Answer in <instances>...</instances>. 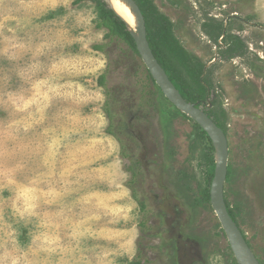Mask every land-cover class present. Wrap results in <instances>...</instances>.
Returning a JSON list of instances; mask_svg holds the SVG:
<instances>
[{"label":"rangeland","instance_id":"obj_1","mask_svg":"<svg viewBox=\"0 0 264 264\" xmlns=\"http://www.w3.org/2000/svg\"><path fill=\"white\" fill-rule=\"evenodd\" d=\"M149 1L205 66V94L180 67L183 85L226 135L225 207L264 264V0ZM99 17L92 0H0V264H239L208 198L214 147L159 91L155 155L145 110L122 102L144 65L120 59Z\"/></svg>","mask_w":264,"mask_h":264},{"label":"trees","instance_id":"obj_2","mask_svg":"<svg viewBox=\"0 0 264 264\" xmlns=\"http://www.w3.org/2000/svg\"><path fill=\"white\" fill-rule=\"evenodd\" d=\"M92 1L100 11V17L96 24V28L98 30L106 31V37L109 39V42L121 45L123 47L120 50V59L131 60L132 58L139 57L135 40L133 39V37H131L126 23L114 13V11L104 0ZM134 1L144 17L147 42L154 58L163 69L175 89L183 97V99L186 102L193 104L199 108L200 106L199 104H197V101L200 100L198 99L200 97H197L195 94L188 93L187 89L184 88L180 67L186 70V72L193 78L196 83L200 82L204 85V88L202 87V90L205 94L207 88L209 89L211 87L210 81H208L205 77V66L198 61H193L188 53L180 46L177 40L173 37L172 22L165 15L159 12L156 6L151 3V1ZM243 48L244 46L240 45L237 49L233 50L229 58L233 59L236 57H241L243 55ZM92 49L98 52H103L105 50V45H94ZM115 64L117 65L118 62H116ZM128 67L129 68L127 69V75L129 77H133L136 88L135 90L130 89V91L128 88H124L126 92L129 91V93L133 96L129 95V97L122 102L127 103L129 101V108L133 107L135 109L145 110V113L141 116H138V119L145 120V122L150 124V126L152 127V121H157V119H159V113L157 110V98L158 92L160 90L152 80L149 72L145 67L144 69H142L141 67L136 69V67H133L131 65ZM106 77V74H102L99 76L98 83L100 86H105ZM105 94L107 96V100L104 105V111L109 120V128L107 129V131H109L108 133L110 135L114 136L118 141H120L117 132L112 129H116L119 124L120 125L118 126V130L125 128L124 125L121 126L120 120H117L122 115V111L124 110L114 112V109L118 108L119 104L122 103L119 101V99L111 97V94L108 90L105 91ZM130 99H133V102H131ZM206 114L211 118V115L208 112H206ZM138 119L136 118V120ZM213 122H215V124L219 128H221L215 120H213ZM200 131L201 134L210 141L211 149L213 150L212 142L209 137L203 130L200 129ZM155 141L157 152L159 155H161L162 148L160 135H155ZM209 167L210 171L208 173L207 179L208 191L210 189L215 172V160L213 154L210 159ZM209 196L210 195L208 193V198ZM136 199L138 200V198ZM136 199L134 197V200L137 202L139 208L143 210V203H141V201L139 200L138 202ZM142 228L144 227L142 226Z\"/></svg>","mask_w":264,"mask_h":264},{"label":"water","instance_id":"obj_3","mask_svg":"<svg viewBox=\"0 0 264 264\" xmlns=\"http://www.w3.org/2000/svg\"><path fill=\"white\" fill-rule=\"evenodd\" d=\"M126 1L132 7V11L137 17V26L135 27V29L131 30L129 27L128 29L130 31L131 37H133V39L135 40L136 49L144 67L149 72L152 80L164 95V97L175 108L191 118L200 127V129L206 133L213 144L216 156L214 178L210 186V203L223 231L225 232L231 250L235 254V257L237 258L239 264L242 255L241 251L244 250L247 253V256H249L256 264H258L250 248L247 246L244 239L240 236L225 207L224 187L228 172L229 156V148L226 135L224 134L222 129L219 128L215 124V122H213V120L206 114V112L201 109V107L198 108L195 105L186 102L179 94V92L175 89L151 52V49L147 42L145 20L139 7L134 0ZM106 3L108 4V2ZM108 6L113 10V8L109 4Z\"/></svg>","mask_w":264,"mask_h":264},{"label":"bare ground","instance_id":"obj_4","mask_svg":"<svg viewBox=\"0 0 264 264\" xmlns=\"http://www.w3.org/2000/svg\"><path fill=\"white\" fill-rule=\"evenodd\" d=\"M113 8L114 12L120 16L131 30L137 26V17L132 11V7L126 0H105ZM138 37V36H137ZM240 264H256L247 253L241 251Z\"/></svg>","mask_w":264,"mask_h":264},{"label":"flooded vegetation","instance_id":"obj_5","mask_svg":"<svg viewBox=\"0 0 264 264\" xmlns=\"http://www.w3.org/2000/svg\"><path fill=\"white\" fill-rule=\"evenodd\" d=\"M204 111V110H203ZM141 121H142V124H140L139 126H138V130H136V131H144L145 129H149V130H151V128L152 129H154L155 130V133H156V135H160V136H162V132L161 131H159L158 129H156V127H154V125H152V127L150 126V124H149V126L151 127H149L148 126V123L147 122H145V120H143V119H141ZM154 124V123H153ZM120 125V124H119ZM147 127V128H146ZM154 133V134H155ZM153 136H155V135H153ZM118 138H119V142L121 143V144H123L122 143V141H123V139L121 138L120 139V136H118ZM144 144H146V145H148L147 143H144ZM142 145V149H143V151H144V153L146 154V152H148V148L146 147V145ZM149 146V145H148ZM154 148H155V155H157V157H159L160 159H162V157H163V153L161 154V155H159L158 154V152H157V149H156V141H155V143H154ZM143 151H141V153L140 154H143ZM137 153H139V152H137ZM137 153L135 152L133 155H132V158H135L136 156H137ZM121 156L123 157V155H122V153H121ZM124 157L125 158H127V157H129V154L127 153V154H125L124 155ZM229 157V156H228ZM227 175H228V172H227ZM227 179V178H226ZM224 199H225V196H224ZM136 202V201H135ZM137 203V202H136ZM231 208L233 209V206H231ZM232 213V212H231ZM245 240H246V238H245ZM251 250V249H250ZM180 256H181V254H180ZM184 257V256H183ZM193 258H195V257H193ZM192 264H197V262L195 261V260H193L192 262H191Z\"/></svg>","mask_w":264,"mask_h":264}]
</instances>
